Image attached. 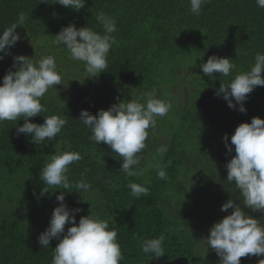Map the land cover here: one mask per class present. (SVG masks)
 Wrapping results in <instances>:
<instances>
[{
  "label": "trees",
  "instance_id": "1",
  "mask_svg": "<svg viewBox=\"0 0 264 264\" xmlns=\"http://www.w3.org/2000/svg\"><path fill=\"white\" fill-rule=\"evenodd\" d=\"M99 12L115 19L117 31L112 35L117 44L109 51L108 68L89 78L84 64L73 61L64 46L53 40L69 23L103 34L95 19ZM20 13L26 14L27 20L16 29L21 40L0 59V83L9 69L16 70L14 55L35 60L34 47L38 48L37 60L53 55L62 78L71 81L50 89L41 99L46 111L29 119L42 124L44 115H59L67 123L54 141L40 145L31 141L30 134L17 135L15 122L0 123L1 171L11 181L20 179L32 205L54 206L56 195L64 192L69 208L81 210L75 213L77 224L90 212L107 220L118 233L124 256L120 264H143L149 259L209 264L202 245L209 253L214 250L207 248L203 239L214 223L231 213L232 209L221 211V205L230 197H239L234 186L225 182L226 164L236 153L234 145L227 153L224 134L231 144V134L240 123H250L254 116L264 119V86L248 95L246 112H240L239 105L236 110L229 108L217 90L221 83L249 70L255 54L264 52V8H259L256 0H208L200 15H195L190 12V0H86L79 11L40 0H0V33ZM213 54L232 59L236 69L230 77L214 73L210 78L202 72L199 65ZM153 89L157 98L171 104L168 114L173 115L156 117V127L148 130L146 148L139 153L140 163L134 166L142 174L128 176L120 169L121 157L103 142L97 145L89 139L91 130L79 119L80 112L97 113L98 105L87 104L97 90L125 93L130 100ZM88 90L94 94L86 97ZM23 123L21 119L17 126ZM163 145L168 151L161 156L158 148ZM60 151H78L83 157L70 165L68 175L72 183L86 179L91 184L87 192L51 188L40 195L44 187L40 171L49 156ZM156 162L164 166L166 180L158 179L150 167ZM129 183L146 186L149 195L133 197ZM12 204L4 202L0 189V264H52L58 239L43 248L36 233L8 207ZM245 211L258 219L262 215ZM70 226L65 225V232ZM162 232L166 236L164 255L151 257L140 250L144 239L157 238ZM215 253L211 257L215 258ZM214 258L211 262L216 264ZM261 260L264 255L242 257L240 263L264 264ZM216 261L219 264L220 260Z\"/></svg>",
  "mask_w": 264,
  "mask_h": 264
},
{
  "label": "clouds",
  "instance_id": "2",
  "mask_svg": "<svg viewBox=\"0 0 264 264\" xmlns=\"http://www.w3.org/2000/svg\"><path fill=\"white\" fill-rule=\"evenodd\" d=\"M40 2L59 3L79 11L84 8L86 0ZM206 3L208 0H190V12L200 15L202 5ZM256 4L259 8H264V0H256ZM95 19L102 25L103 34L87 26L77 28L74 23H69L54 35L53 40L55 45L64 46L73 61L84 64L89 78L98 77L108 68L109 51L117 44L112 35L117 31L115 19L104 12L97 13ZM26 20V14L20 13L15 22L0 33V59L10 54L11 47L21 40L16 29L24 26ZM13 67L16 70L9 69L0 83V123L15 122L17 135L30 134L31 141L36 145L54 141L66 125V119L59 115H44L43 123L38 124L29 118L42 115L46 109L41 99L50 89L57 90L56 85L64 84L55 57L46 55L33 60L24 55H14ZM199 67L210 78H214V73L230 77L236 69L231 58L215 54L209 56ZM262 72L264 52H257L250 69L239 72L227 83H221L217 95L223 94L229 108L236 110L239 105L238 110L246 112L244 102L248 95L257 86H264ZM170 109L171 104L157 98L156 90L153 89L143 97L131 98L127 102L119 101L107 109H100L96 114L82 109L79 119L91 130L89 139L97 145L103 142L109 146L122 158L120 169L128 176H136L142 174L137 173L134 166L139 165V153L146 148L148 130L156 127V117L166 116ZM21 119L24 123L17 126ZM223 140L227 153L230 154L233 151L232 145L235 146L236 154L226 164L225 182L234 186L239 197H230L221 205V211L232 209L231 213L214 223L208 237L203 240L207 248L210 246L220 257L219 264H240L242 257L264 255V119L254 116L250 123H240L231 134V144H228L227 133ZM167 151L166 145L158 148L161 156ZM82 158L78 151L52 155L40 171V179L44 184L40 195L48 193L51 188L65 189L69 193L73 189L79 193L80 190L87 192L91 184L86 179L72 183L68 175L70 165ZM150 167L156 170L158 179H167L165 168L159 162ZM127 187L137 199L149 195L146 186L129 183ZM56 200L59 202L58 206L54 207L47 228L37 238L43 248H48L52 239H58L59 242L53 249L52 264H120L124 260L117 240L118 233L109 227L107 220L93 216L90 212L89 215L81 216L77 224L75 213L81 210L67 206L64 192L56 195ZM245 208L262 215L258 219L245 211ZM66 224L71 226L65 232ZM165 239L164 232L157 238L144 239L140 250L151 254V257H160L165 254Z\"/></svg>",
  "mask_w": 264,
  "mask_h": 264
},
{
  "label": "rangeland",
  "instance_id": "3",
  "mask_svg": "<svg viewBox=\"0 0 264 264\" xmlns=\"http://www.w3.org/2000/svg\"><path fill=\"white\" fill-rule=\"evenodd\" d=\"M33 55L35 60H37L38 54V48L35 47V49H32ZM41 58V57H39ZM38 58V59H39ZM63 82H70L71 80H68L67 78H62ZM80 89H85L84 86L78 87ZM67 89V88H66ZM79 93V92H78ZM73 96H79L76 93L72 92ZM80 94V93H79ZM94 94V91L88 90L85 94L86 97L92 96ZM127 102L128 95L127 94H118L116 92H110V94H105L102 91L97 90L96 94L93 98H89L87 101V104L89 105H98L99 107L96 109V112H98L100 109H107L112 104L118 103V101ZM178 107V105H177ZM179 108V107H178ZM170 112V111H169ZM168 112V113H169ZM168 116L172 117L173 114H167ZM62 151H60L61 153ZM59 154V153H54ZM52 154V155H54ZM49 156V161L50 157ZM4 179L2 183H0V189L2 191L4 202L10 203L13 202L12 205L8 206L11 209H14L17 212V215L19 219L27 224L30 228L32 233H36V236L38 237L41 232H43L48 224L49 220L52 214V211L54 207L58 206V201L56 205L54 206H40V205H32L28 202V196L26 191L23 189L20 179H15L14 181L9 180V175L4 174L0 169V178ZM8 182V183H6ZM11 200V201H10ZM69 207V205H67ZM41 216H38L40 215ZM36 237V238H37ZM202 253H204V258L208 261L209 264H213L211 261L214 257H211L212 253H209L204 245H202ZM210 255V258L208 259L206 256ZM215 262L217 264L216 259L220 260V257L215 253ZM245 257H251V256H245ZM212 258V259H211ZM253 258V257H252ZM143 264H169L166 260L163 259H149L145 261ZM243 264V263H240Z\"/></svg>",
  "mask_w": 264,
  "mask_h": 264
}]
</instances>
